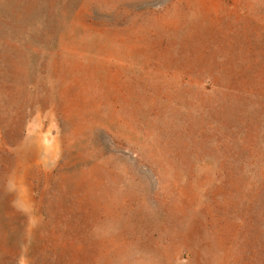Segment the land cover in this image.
I'll return each instance as SVG.
<instances>
[{
  "label": "rangeland",
  "instance_id": "374dc122",
  "mask_svg": "<svg viewBox=\"0 0 264 264\" xmlns=\"http://www.w3.org/2000/svg\"><path fill=\"white\" fill-rule=\"evenodd\" d=\"M0 264H264V0H0Z\"/></svg>",
  "mask_w": 264,
  "mask_h": 264
}]
</instances>
